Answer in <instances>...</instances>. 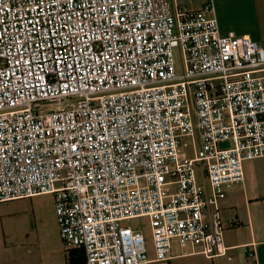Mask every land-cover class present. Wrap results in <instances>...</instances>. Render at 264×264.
I'll return each instance as SVG.
<instances>
[{
	"label": "built area",
	"instance_id": "built-area-1",
	"mask_svg": "<svg viewBox=\"0 0 264 264\" xmlns=\"http://www.w3.org/2000/svg\"><path fill=\"white\" fill-rule=\"evenodd\" d=\"M253 160L264 45L220 35L212 5L0 0V204L52 195L68 255L229 260L219 203ZM142 218L153 260L124 226Z\"/></svg>",
	"mask_w": 264,
	"mask_h": 264
},
{
	"label": "crops",
	"instance_id": "crops-1",
	"mask_svg": "<svg viewBox=\"0 0 264 264\" xmlns=\"http://www.w3.org/2000/svg\"><path fill=\"white\" fill-rule=\"evenodd\" d=\"M190 11L210 4L219 33L249 37L264 45V0H172ZM244 180L228 188L219 203L223 245L227 256L208 260L195 254L181 256L174 244L171 259L155 264H264V161L243 163ZM42 196V195H40ZM36 196L0 204V264H69L53 208L45 218ZM147 255L154 259L152 241Z\"/></svg>",
	"mask_w": 264,
	"mask_h": 264
},
{
	"label": "rangeland",
	"instance_id": "rangeland-1",
	"mask_svg": "<svg viewBox=\"0 0 264 264\" xmlns=\"http://www.w3.org/2000/svg\"><path fill=\"white\" fill-rule=\"evenodd\" d=\"M175 63H176V73L179 75L182 73L181 59L179 52L177 50L174 51ZM224 147V145H221ZM38 205L43 212V216L46 218L51 209L54 211V197L52 195H42L38 199ZM124 226H129L131 229H140L144 236L146 237L147 245L150 241V229L148 227V221L146 219H135L131 221H127L124 223Z\"/></svg>",
	"mask_w": 264,
	"mask_h": 264
},
{
	"label": "trees",
	"instance_id": "trees-1",
	"mask_svg": "<svg viewBox=\"0 0 264 264\" xmlns=\"http://www.w3.org/2000/svg\"><path fill=\"white\" fill-rule=\"evenodd\" d=\"M68 263L69 264H83L84 263V255L82 251H73L68 255Z\"/></svg>",
	"mask_w": 264,
	"mask_h": 264
}]
</instances>
